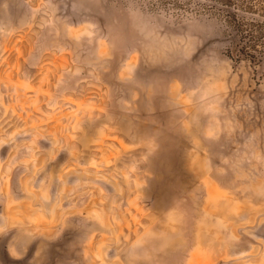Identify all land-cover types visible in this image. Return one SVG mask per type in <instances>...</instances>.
<instances>
[{
  "label": "rangeland",
  "instance_id": "obj_1",
  "mask_svg": "<svg viewBox=\"0 0 264 264\" xmlns=\"http://www.w3.org/2000/svg\"><path fill=\"white\" fill-rule=\"evenodd\" d=\"M197 0H0V264H264V56Z\"/></svg>",
  "mask_w": 264,
  "mask_h": 264
},
{
  "label": "trees",
  "instance_id": "obj_2",
  "mask_svg": "<svg viewBox=\"0 0 264 264\" xmlns=\"http://www.w3.org/2000/svg\"><path fill=\"white\" fill-rule=\"evenodd\" d=\"M200 12L221 18L230 31L235 62L257 63L264 56V0H197Z\"/></svg>",
  "mask_w": 264,
  "mask_h": 264
}]
</instances>
